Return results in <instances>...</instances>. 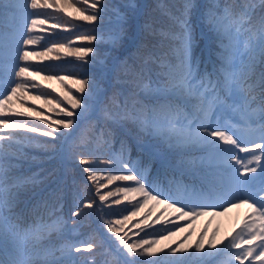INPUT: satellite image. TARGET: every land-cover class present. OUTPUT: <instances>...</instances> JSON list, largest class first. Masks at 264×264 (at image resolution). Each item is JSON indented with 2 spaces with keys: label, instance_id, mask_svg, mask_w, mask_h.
Wrapping results in <instances>:
<instances>
[{
  "label": "snow or ice",
  "instance_id": "1",
  "mask_svg": "<svg viewBox=\"0 0 264 264\" xmlns=\"http://www.w3.org/2000/svg\"><path fill=\"white\" fill-rule=\"evenodd\" d=\"M260 2L264 4V0ZM107 7L103 0H76L75 3H69V0H0V132L11 130L8 136L0 135V141L11 139L15 130L39 133L52 141L66 137L69 133L61 132L60 128L69 130L74 127L76 117L82 115L87 107L86 98H91L96 89L87 72L75 75L65 72L61 75L53 71L42 74L44 68L34 69L28 62L37 57L59 61V54L63 53L65 57H76L78 61L91 64L97 54L96 42L104 40L98 28L93 26L79 32L82 26L76 25L77 34L68 43L52 42L43 51L29 50V45L36 44L29 34L46 23L45 19L38 18L41 13L35 10L55 9L68 16L67 9H72L75 16L66 20V24H74L75 21L93 24L103 20ZM199 7L196 5L194 9L192 0H183L182 9H178L179 14L173 17L178 29L171 35V39L177 42L174 49L177 64L162 74L163 79L157 76L154 81L156 86L151 89L150 95L153 106L145 109V114L135 117L141 131L150 139L155 138V142L149 146L139 145V158L133 160L130 146L121 141L120 157L104 160L109 168L101 170L93 167L101 162L94 154L69 153V158L76 161L74 166H79L80 175L84 177L81 182L85 189L87 182L98 181L105 171L108 172L105 177L108 185L114 181L128 182L115 189L125 201H129L124 206L127 214L114 221H105L108 224L106 232L113 234L118 242L113 253L116 257L114 264H156L151 258L158 253L183 255L187 251L184 243L176 244L172 238L184 233L185 228L179 224L169 228L167 225H171L174 219L190 222L200 216L216 215L218 209H222L219 212L222 215L231 208L241 207H246L248 213L226 245L224 241H216L215 233L208 236L205 229L194 246L188 247H194L196 253H201L207 245V251L203 252L205 255L213 250L223 252L226 247L229 249L227 264H245L246 260L248 264H264V16L259 21L258 39L251 41L250 46L246 45L244 53L250 66H255L259 57L257 96L254 95L257 87L251 84L245 86L247 72H238L235 59L239 55L241 32L250 31L252 25L245 28L242 20H235V31H232L231 27L222 23L231 15L230 8L225 7L223 15L209 11L206 22L217 39L219 65L214 66L211 72L201 70L199 59H192V30L188 20L189 12L198 11ZM140 15L137 0H126L117 10L118 31L109 37V42L115 46L128 29L138 31ZM58 27L61 26L56 23L51 25L52 29ZM77 41H86L89 46H73ZM100 70L104 71L103 68ZM37 78L57 82L61 91L57 96L47 91L40 92ZM73 89L81 94L79 98ZM55 91L52 89V92ZM29 101H41V104L37 107ZM97 103L103 101L98 97ZM254 103H258L259 107L252 109ZM237 104L241 107V120L247 134L234 137L226 131L217 130L211 124V118L217 113L235 111ZM45 109L48 113L62 114L63 118L53 119L51 114L46 115ZM149 111L150 116L147 115ZM30 118H35L38 123H30ZM52 148L55 154H59L55 143ZM124 153L128 154L127 158ZM6 155V152L0 151V158ZM170 156L179 157L178 162L173 163ZM113 171L120 174H112ZM183 178L189 182L181 183ZM105 187L107 185L99 183L96 188L102 205L114 195L112 191L100 194ZM114 203L120 205L121 201L116 199ZM157 205L162 206L160 212L156 211ZM83 208L103 211L102 207L91 199H85L76 189L72 197L71 216L79 218L84 215ZM169 211L175 214L171 218ZM165 221L166 234H157L155 225ZM129 229L139 236L135 243L129 239ZM149 229H152L151 233ZM73 230L65 227L60 256H56L52 248L29 252L24 247V241L39 229L24 228L0 215V264H78L79 258L75 254L92 253L104 246L102 239L72 237L70 233ZM165 241L171 243L161 247ZM218 244L224 247L218 248ZM231 249L238 251L232 252ZM145 256L149 259H137Z\"/></svg>",
  "mask_w": 264,
  "mask_h": 264
},
{
  "label": "trees",
  "instance_id": "2",
  "mask_svg": "<svg viewBox=\"0 0 264 264\" xmlns=\"http://www.w3.org/2000/svg\"><path fill=\"white\" fill-rule=\"evenodd\" d=\"M75 2L76 0H69V3ZM103 2L108 6L104 18L93 24L81 21L66 24V20H72L75 16L72 9H67L70 14L68 16L55 9L35 10L41 13L38 18L45 19L46 23L38 26L29 34L36 40V44L28 46L29 50L43 51L44 48L51 46L52 42L68 43L77 34L76 25L82 26L79 32L96 26L104 37L103 41L96 42L97 54L95 61L91 64L78 61L76 57H65L63 53L59 54V61L37 57L28 62L34 69L44 68L45 72L42 74H51L53 71L61 75L65 72L74 75L87 72L95 83L96 89L91 98H86L87 107L82 115L76 117L74 127L69 130L60 128L61 132H67L69 135L52 141L50 137H44L39 133L15 130L12 132L11 139L0 141V151L7 153L5 157L0 158V202H2L0 203V215L24 228L39 229L24 241V247L29 252H42L45 248H52L55 255L60 256L65 227L74 229L70 235L76 239H102L104 243L102 248L92 253L75 254L79 258L78 264H105V262L114 264L116 257L113 253L118 247V242L113 234L106 232L108 224L105 221H114L121 218L123 214H127L124 212V206L129 201H125L123 195L117 194L115 189L128 182L114 181L112 185H108L105 178L108 172L105 171L98 181L87 182V189H85L81 182L84 177L80 175L79 166H74L76 161L69 158V153L75 152L90 156L94 154L100 158L101 162L94 164L93 167L101 170L109 168L103 163L104 160L109 157L113 159L120 157L121 141L130 146L133 160L139 158L138 153L141 151L139 145L144 143L151 145L155 142V138L150 139L141 131L135 117L145 114L144 110L153 106L150 95L151 89L156 86L154 81L157 76L163 79L162 74L177 64L174 51L177 42L171 39V35L178 30L173 17L179 14L178 9H182L183 0H137L141 9V15L138 18L139 30L134 36L133 30L128 29L115 46L109 42V37L118 31L117 10L122 8L126 0H103ZM192 2L194 9L196 5L200 7L198 11H190L188 15L192 30L191 54L193 60L199 59L201 70L211 72L214 66L219 65L217 39L215 34L209 31V25L206 22V14L209 11L223 15L224 8H230L231 15L222 23L225 27H231L232 31H235L233 23L235 20H242L245 28L249 24L252 25L250 31L242 30L238 43L239 55L235 59L238 72H247L245 86L251 84L257 87L254 95L258 96L259 57H257L256 65L250 66L244 53L247 51L246 45L250 46L251 41L259 37V21L264 16V4H261L260 0H214V2L213 0H192ZM78 6L87 7L86 5ZM29 11L34 10L29 9ZM245 12L248 14L244 15ZM53 23L61 27L52 29ZM81 45L89 46L86 41H77L73 44V46ZM117 56L119 59H116ZM101 68L104 71H101ZM79 78L85 77L80 76ZM37 83L40 86V92L47 91L52 96H57L61 91L58 83L52 85L40 78H37ZM52 89L56 91L52 92ZM73 93L78 98L81 96L75 93L74 89ZM98 97L103 103H97ZM29 103L39 107L41 101H29ZM258 107V103L251 106L252 109ZM234 108L235 111L217 113L212 116L211 124L215 125L217 130L227 129L234 137L246 135L247 132L240 115L241 107L237 104ZM45 111L46 115L51 114L53 119L63 118L62 114L48 113L46 109ZM147 115H151L150 111ZM29 122L38 123L35 118H30ZM41 127L46 126L41 125ZM9 131L0 132V135L8 136ZM53 143L56 144L59 154L53 152ZM218 143L226 146L222 142L218 141ZM124 155L128 157L127 153ZM196 155H203V153ZM239 155L245 156L246 154L239 153ZM169 158L173 163L179 160L176 156ZM112 174L120 173L113 171ZM180 182L186 184L189 181L183 178ZM99 183L107 185L100 190V194H106L107 191H112L114 194L103 205L96 195ZM76 189L80 190L85 199H91L96 205L102 207L103 211L101 212L99 208H83L84 215L79 218L72 217L70 208H72V197ZM116 199L121 201L120 205L114 203ZM137 199L141 198L137 196ZM161 209L162 206H156L157 212ZM220 211L222 209H218L216 215L200 216L190 222L180 221L179 218L174 219L172 224L167 226L171 228L179 224L185 228V232L173 237L172 240L176 241V244L183 242L187 251L183 255L158 253L151 259L156 261V264H194L195 262L197 264H227L229 249L223 245H217L218 248L224 247L223 252L217 253L213 250L208 255L203 254L207 251V245L201 253H196L194 247H188L189 245L194 246L195 241L205 229L208 236L215 233L216 241H221L227 229L223 215L225 214L229 219L231 210L222 215L219 214ZM118 213L121 215L118 216ZM174 215L169 211V218ZM53 224L56 226L47 227ZM164 224L166 221L155 225L157 234H166ZM148 231L151 233L152 229ZM140 235L143 236L144 233L141 232ZM145 238H151V236H145ZM129 239L135 243L139 236L134 235L133 230L129 229ZM228 241L224 242L225 245ZM169 243L171 241H165L160 246L163 247L164 244ZM176 244L172 246L176 247ZM231 251L238 250L231 249ZM137 259L148 260L149 258L145 256L137 257Z\"/></svg>",
  "mask_w": 264,
  "mask_h": 264
},
{
  "label": "rangeland",
  "instance_id": "3",
  "mask_svg": "<svg viewBox=\"0 0 264 264\" xmlns=\"http://www.w3.org/2000/svg\"><path fill=\"white\" fill-rule=\"evenodd\" d=\"M138 26H139V22H138ZM137 32L138 31H133V35L135 36ZM49 83H51L52 85L57 84V82H49ZM227 116L229 117V113L227 114ZM220 131H226L228 134H230V132L227 129H223V130L220 129ZM230 210H231L230 212L231 217L229 219L226 217L225 214L223 215V218L227 225V229L221 238V241H224V242L228 241L231 238V236L234 234V230H239V228L241 227V221L245 219L246 213H248V209L246 207L231 208ZM194 264H197V263L195 262ZM246 264H248V261H246Z\"/></svg>",
  "mask_w": 264,
  "mask_h": 264
}]
</instances>
